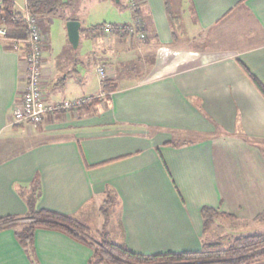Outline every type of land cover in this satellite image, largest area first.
Segmentation results:
<instances>
[{"label":"crops","instance_id":"crops-1","mask_svg":"<svg viewBox=\"0 0 264 264\" xmlns=\"http://www.w3.org/2000/svg\"><path fill=\"white\" fill-rule=\"evenodd\" d=\"M137 1L148 38L103 33L92 76L68 52L67 25L59 28L68 47L57 54V22L41 19L46 102L105 97L47 114L36 128L14 121L28 43L0 36V219L25 217V196L35 191L37 209L72 217L135 254L195 253L233 237L222 220H263L264 98L243 68L264 86V0ZM16 12L26 17V0ZM97 35L81 24L78 48L98 45ZM136 59L141 73L130 69ZM99 66L114 91L105 90ZM204 208L220 213L209 231ZM25 222L0 231V264H33L16 238ZM33 253L35 264H89L93 256L46 229L36 231Z\"/></svg>","mask_w":264,"mask_h":264},{"label":"trees","instance_id":"trees-1","mask_svg":"<svg viewBox=\"0 0 264 264\" xmlns=\"http://www.w3.org/2000/svg\"><path fill=\"white\" fill-rule=\"evenodd\" d=\"M16 1L0 0V29L6 30V35L3 36L5 38L28 43L29 32L25 16L16 12ZM70 3V0H26V13L39 19L57 17ZM135 11L140 14L139 7ZM136 19L142 20L138 15ZM110 26L113 28L111 36L133 37L129 31L130 26ZM89 30L91 33H99L100 27ZM243 69L264 98V86L246 68ZM103 83L105 90L109 93L115 90L111 87L110 80L107 79ZM96 102L98 101L89 105L92 106ZM22 194V196L25 195L23 191ZM39 196L40 194L35 191L25 196V202L28 206V214L25 217L0 219V231L19 226L21 220L26 221L21 224L20 230L16 231V238L26 249L33 264H35L34 237L39 229L58 231L91 248L93 256L89 264H255L264 261V234L238 236L228 246L220 242L206 243L199 252L195 253H170L152 256L135 254L125 246L111 242L106 234L100 237L99 242L94 241L91 238L90 229L72 217L37 209L36 203ZM106 204L108 206V202ZM101 213L105 218H108L109 213L106 207L101 210ZM202 214L205 219L204 230L209 231L220 213L212 208H204Z\"/></svg>","mask_w":264,"mask_h":264},{"label":"rangeland","instance_id":"rangeland-1","mask_svg":"<svg viewBox=\"0 0 264 264\" xmlns=\"http://www.w3.org/2000/svg\"><path fill=\"white\" fill-rule=\"evenodd\" d=\"M70 1L71 3L64 8L65 11L64 16L51 18V19H55L54 21L57 22L55 23L54 28L50 30V36L52 41L51 46L54 50V53L59 54L60 51L62 50L65 51L64 49L68 47L67 42L65 40L67 34L66 32H62L61 34L60 28L63 31L65 25H67V23L70 21L80 22L82 24V30H89L92 28L100 27L99 33L97 35L98 45L95 43L93 44L90 41L89 42L82 41L80 47L77 50H75L73 47L72 49L71 48L68 49V52L74 57V59L79 60L80 62L83 63L80 69H82L83 66H86L87 71L90 73L89 76H92L95 67L93 65H89V63L92 60L90 55L94 53V51H96L94 49L97 48L98 46H100V48L103 47L102 45H100V43H102L101 39L104 33L103 31L104 25L106 24L117 25V26L130 25L132 21H134V19L136 18L137 13L132 8L131 0H70ZM66 20H70V21H67L66 23ZM39 21L41 25V19H39ZM45 26L47 28L50 26V19L49 21L48 20L45 21ZM183 36L184 35L180 32L178 35L180 42H186V39ZM66 39L69 42V39L68 38ZM135 58L138 59L139 56L135 54ZM137 59L136 61L133 62V66H135L136 69L133 70V67H130V69L132 72H137L139 70L141 73L142 67L138 64ZM110 60L111 63L116 68L117 67L119 68V72H121L124 69L123 67L126 61L112 59V56H110ZM97 63H100V60H98ZM83 70L86 71V69ZM224 221L225 220H222L220 224L222 223L221 225L224 226L223 228H225V230L226 229L230 230L233 236V237L228 236L222 239L221 243L224 244L225 246L230 245L233 241V238H235L236 236L264 234V216H263V220H258L257 222H252V223L250 222V223L241 224L240 221H234V220H230V221L227 220L225 222ZM218 227L219 226L216 225L215 230ZM215 230L213 234H217L218 236L221 235L220 232H223V230L222 231H218V230L215 231ZM91 238H93V240L96 242L100 241V237L96 234H93Z\"/></svg>","mask_w":264,"mask_h":264},{"label":"built area","instance_id":"built-area-1","mask_svg":"<svg viewBox=\"0 0 264 264\" xmlns=\"http://www.w3.org/2000/svg\"><path fill=\"white\" fill-rule=\"evenodd\" d=\"M132 8L136 10L139 7L137 0H131ZM29 40L28 49L25 53L26 66V85L20 102L14 110L15 123H26L34 128L38 127L47 114L65 113L81 109L95 101L102 100L105 95L89 96L82 99H76L68 102L49 105L44 97L42 83L43 69V42L44 36L40 21L37 17L29 14L26 15ZM145 24L141 19H136L135 23L129 27V31L133 37L139 40H146L147 33L144 30ZM105 35L110 36L113 28L110 25L103 27ZM6 30L0 29V36H5ZM18 48V45L15 46ZM97 73L102 81L108 79L107 70L104 66H99Z\"/></svg>","mask_w":264,"mask_h":264},{"label":"water","instance_id":"water-1","mask_svg":"<svg viewBox=\"0 0 264 264\" xmlns=\"http://www.w3.org/2000/svg\"><path fill=\"white\" fill-rule=\"evenodd\" d=\"M80 28H81L80 22L70 21L67 23L68 39L74 49H77L79 46Z\"/></svg>","mask_w":264,"mask_h":264}]
</instances>
